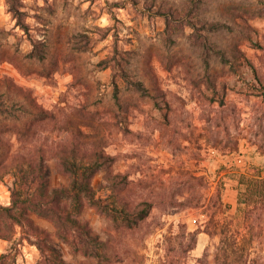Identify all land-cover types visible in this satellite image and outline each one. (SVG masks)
<instances>
[{"label":"rangeland","instance_id":"374dc122","mask_svg":"<svg viewBox=\"0 0 264 264\" xmlns=\"http://www.w3.org/2000/svg\"><path fill=\"white\" fill-rule=\"evenodd\" d=\"M21 1L28 32L0 0V85L21 104L0 124V201L14 177L3 165L22 154H44L50 185H67L58 149L74 145L84 160L111 157L92 184L116 217L84 204L101 255L54 235L70 264H264V218L245 227L237 207L242 173L264 176V0ZM31 39L43 60L25 56ZM29 93L53 113L30 129ZM233 229L249 252L231 250ZM10 246L0 238V254ZM21 253L17 264L40 256L26 241Z\"/></svg>","mask_w":264,"mask_h":264},{"label":"trees","instance_id":"16d2710c","mask_svg":"<svg viewBox=\"0 0 264 264\" xmlns=\"http://www.w3.org/2000/svg\"><path fill=\"white\" fill-rule=\"evenodd\" d=\"M6 3L9 11L16 18L17 24L28 32L29 25L25 22L22 1L6 0ZM31 43L33 46L25 56L31 61L43 60L46 57L43 46L45 43L32 39ZM0 60L6 59L1 58ZM15 64L19 67L18 63L15 62ZM7 79L11 82V86L16 85L12 78ZM1 80L2 78H0ZM15 95L13 90L5 91L0 85V124L5 119L9 120L10 117L15 119L16 107L21 105ZM26 96L36 109L34 120L27 128L30 129L36 121L53 117V113L37 103L30 93ZM3 132L0 130V140ZM6 132L17 136L22 133L15 124L8 127ZM77 150V146L74 145H71L69 149L65 147L58 149L59 164L69 176L67 185H50L44 154H22L13 165H3L1 173L11 172L14 177L10 186V203L3 204L0 201V238L11 241V246L0 254V264H17L18 255L22 254L21 246L25 241L35 245L39 251V259L34 264H70L63 257L61 249L55 245L54 235L70 244L74 252H80L85 256L100 257L103 240L98 233L92 230L88 220L80 218V213L84 204L88 203L109 217H116L113 212L116 210L109 205L102 204L100 198L95 196L92 184V178L96 172L111 157L103 152L95 151L92 152L93 156L89 160H84L76 157L74 152ZM71 153L74 155L72 156ZM239 181L244 188L239 191L237 207L243 212L242 221L245 227H249L252 221H261L264 218V176L257 173H242ZM214 199L217 209L227 206L223 202L219 190L214 194ZM143 202L148 206L137 207L130 213L126 211L128 214L136 215L134 224H137L150 212L149 202L141 201V203ZM34 214L50 220L55 230L50 231L39 225L34 220ZM200 231L198 228L194 234L196 235ZM19 232L20 234L17 236ZM245 234L247 232H242L240 229L227 230L226 236L232 237L233 240L230 243L233 244L231 250L234 252L247 250L249 252V249L241 245L240 239L245 237ZM216 257H218V253Z\"/></svg>","mask_w":264,"mask_h":264},{"label":"crops","instance_id":"0c3cea01","mask_svg":"<svg viewBox=\"0 0 264 264\" xmlns=\"http://www.w3.org/2000/svg\"><path fill=\"white\" fill-rule=\"evenodd\" d=\"M9 202V200L7 201V203Z\"/></svg>","mask_w":264,"mask_h":264}]
</instances>
